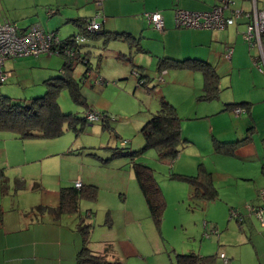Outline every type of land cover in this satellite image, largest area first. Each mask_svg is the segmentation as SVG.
Segmentation results:
<instances>
[{
    "label": "crops",
    "instance_id": "0c3cea01",
    "mask_svg": "<svg viewBox=\"0 0 264 264\" xmlns=\"http://www.w3.org/2000/svg\"><path fill=\"white\" fill-rule=\"evenodd\" d=\"M15 1L18 0H0V3L7 10L9 5ZM70 1L72 9L70 11L63 10L60 13L58 0H23V3L35 2L34 5L36 3L41 4L45 8L43 19L29 22V20H26L29 15L25 13L12 19L0 16V20H9L25 30L30 26H37L44 32L54 31L59 39L64 41L72 35H79V24L82 20H88L98 15L97 21L101 23V33L128 34L130 36L129 40L114 39V41L123 44L122 48L112 49L110 52L111 70L113 69L114 73L119 74L118 76H124L125 74L122 79L127 80L125 77L129 71L127 72L126 66H120V63L123 64L127 61L129 64H133V60L135 64L139 65H132L133 68L130 67L129 70L136 69L144 77V84L140 86V90L145 96H148L144 97L142 102L149 115L143 119L144 121H141L142 126L150 119L152 113L159 109L162 100L173 105L177 114L183 117L180 118L181 135L187 141L179 153L180 156L178 155L179 159L182 158L184 151L189 149L188 143L193 146L198 145L192 137L195 132L193 124L196 123H182L183 120L191 122L200 119V117H205L206 119L209 118L211 122L214 116L229 119L230 124L225 126H229L230 129L228 130V127H226L224 133L219 129L217 135H215L214 128L210 127L208 133L211 135H207V140L208 144L211 143L210 140L212 141L211 158H218L219 166L217 167L215 163L204 164V171L209 175L210 183L215 190L217 189L216 192L219 190L217 186L233 188V197L232 195L227 196V200L231 202L228 203L231 204L228 205V210H235L241 219L240 223L236 222V227H229L230 224L227 226L232 233L231 237L235 236V238L230 237V244L224 247V244H220L218 239L215 253L207 255L216 256L215 264H223V260L219 256L220 253L224 254L227 264H264V225L260 223L254 213L246 208L247 205L254 208L264 207V200L258 197V192L264 191V174L261 173V167L264 165V71L258 70L252 59L251 54H256V49H249L248 44L242 39V33L246 28L248 19L244 16L239 17L233 25L222 30L177 28L173 19L175 9L189 12L210 11L213 7L219 5V0H152L151 7H147L148 0H102L100 5L96 4V0ZM126 1L137 2L141 8L134 10V6L126 4ZM232 1V8H239L246 12L252 10L251 0ZM256 8L264 10V0H256ZM49 10L54 12L48 15ZM155 11L160 12L164 20V27L161 31L153 29L147 23L145 17L146 13ZM58 14L59 18L50 20V17L54 15L56 17ZM225 14L228 15L229 12L225 10ZM36 16L40 18L37 13ZM61 29L65 33L62 37H60ZM88 39L97 43L90 47L85 40V43L81 44L82 47L79 48L80 55L90 54V48L98 49V42L104 40L103 36L97 39ZM109 41H112V39ZM108 44L109 42L105 45L102 44L103 50L106 49ZM85 47L90 48L85 50ZM148 55L154 57L155 60L152 62L147 61L146 57ZM161 58H166L171 62L196 60L209 64L218 75L217 98L212 101L198 100V97L203 95L204 92L202 73L196 70L175 67L159 70L157 62ZM153 62L154 67L152 66ZM63 64L64 59L62 57L47 54H40L37 57L7 59L3 68L11 75L2 85L9 81L11 83L12 81L14 83L20 82L21 88L25 89L37 85L33 77L39 78V80L42 79L41 82H38L39 85L42 83L46 85L48 80L62 75ZM78 65L72 63V77H74V71L77 70L75 67ZM99 65L100 62L96 70L93 69L94 71L92 70L87 78L83 77L84 67L79 65V72H76L75 75L79 79L74 78L77 82L79 80L81 83L84 82L83 86L87 85L93 92H99L101 96L99 99H94L95 102L91 101L90 104H87L82 97L86 107H84L83 115H76V117L83 118L87 108H93L108 114L109 112H116L112 107V101L104 97L106 90H108L104 87L108 84H93V77L97 73L103 78L104 83L107 82L103 75H107L108 72H105L107 70L102 72ZM34 66L37 70L36 73H33L31 69ZM130 80L133 85L134 80ZM24 83L26 86H22ZM78 87L80 90L83 88H80L79 84ZM84 89L87 90V88ZM134 89H136L135 84ZM36 94H29L27 95L29 97H23L18 103L28 104L31 99L42 96L38 95L39 93ZM2 96L11 101L16 98ZM214 101L220 106L217 107V112L211 115L212 112L204 107ZM239 104L246 106V112L235 116L229 106ZM201 108H204L205 111ZM123 122L119 121V123ZM87 123L78 121L75 125L76 127L82 125L81 130H83ZM101 124L104 131L105 124ZM47 140L52 139L34 138L23 140L14 133L0 131V166L6 165L7 168L16 169L25 164L41 166L45 159L65 157L73 153L72 147H69V150L65 147H56L57 151H54L53 144L46 142ZM121 141H125L124 147L129 146V153L140 151L144 146V140H138L137 144L133 143V139ZM230 142H239L232 148V154H223L217 151V144ZM31 143L35 146H29ZM105 148H107L105 149L107 154L109 151L111 153L112 147ZM125 156L128 155L125 154ZM129 156L131 161L129 169L132 170V172L129 171V178L131 179L132 165L136 161H134L135 154ZM178 157L176 160L179 162ZM100 161L101 163L98 164L92 162L91 167H96L101 171L110 168L107 167L110 160L103 161L100 159ZM104 164L107 166H104ZM196 165H198V161L195 158L192 167ZM198 170L199 166L197 167ZM175 172L181 175L188 174L184 173V168L180 164ZM19 174L20 176L9 184L8 177L6 179L2 174L0 178V264H77V254L85 245L77 228L79 218L75 214H63L55 218L47 212L40 213L35 210L38 206L56 207L59 203L60 189L43 180L41 181V179L39 182L31 181L26 184L28 177H25L24 171H20ZM75 181H79L82 186L96 184L95 181L89 180L86 175L84 177L80 171L74 180L70 179L68 181V184L73 186ZM238 191L242 193L240 201L235 199L234 192ZM218 193L219 191L217 192V198ZM90 210L88 209L87 212H91ZM262 217H264V214H262ZM218 237H221V235ZM86 246L96 253L104 254L101 249H95L96 246H93V244L89 245L86 242ZM202 249L203 246H200V250Z\"/></svg>",
    "mask_w": 264,
    "mask_h": 264
},
{
    "label": "rangeland",
    "instance_id": "374dc122",
    "mask_svg": "<svg viewBox=\"0 0 264 264\" xmlns=\"http://www.w3.org/2000/svg\"><path fill=\"white\" fill-rule=\"evenodd\" d=\"M58 1L60 13H62L63 10L70 11V9H72L70 0ZM34 3L35 2L23 3V0H18L12 2L7 10H5L3 4L0 3V16L12 19L19 14L26 13L29 15L26 18L29 22L43 19L45 8L39 3H36V5H34ZM125 3L132 4L134 10L141 8L140 4L137 2L131 3L126 1ZM152 4L153 1L148 0L147 7H151ZM36 13L39 14L40 18H38V16L35 17ZM59 17V14L56 17L54 15L50 17V20H55ZM64 34L65 33H63L61 29L60 37L64 36ZM86 42H88L90 47L97 43L90 39H86ZM108 42L109 44L105 50L102 48V40L98 42L99 45L97 44L98 49L90 47L84 48L85 50L90 48V54L86 57L90 68L96 70L100 62L99 68L102 69V72L105 70H107L105 72H108L107 75H103L107 81H105L106 83H103V85L108 84L104 87V89H108L104 97L112 101V107L114 111L116 110L115 113H117L109 112L108 116L110 117V121L108 122V128H105L103 131L101 122L87 123V125L83 127V130H81L82 125H79L76 127L77 132L65 127L62 136L47 140L46 142H51V144H53L54 151H57L56 147H65L67 150H69V147H72L73 153L65 157L45 159L41 163V166L36 164H25L18 167L19 170L16 168H7L6 165L0 166V178L3 174L6 179L8 177V184L10 182L13 183V180L20 176V171H24L25 177H28L25 182L26 184H29L31 181L39 182L41 179V181L43 180L60 189L63 187H70L68 181L70 179L74 180L80 171V173H83L84 177L86 175L89 180L95 181V186L97 187L96 198L93 200L80 198L78 210L76 213L72 214H75V216L79 218L78 224L90 226V234L87 238V243L96 246L95 249H101L109 260L116 262L115 264H176V254H188L193 252L207 255L209 253H215V246L218 239L219 243L224 244L225 247V245L230 244L231 238H235V236L231 237L232 233L229 227H236V220L230 217L231 211L228 210V205L231 204L228 203L231 202L227 200V196L232 195L233 188L217 186L219 189L218 198L214 200L197 201L192 197L193 186L184 181L171 179L170 174L177 173L175 171L179 164L184 168V173H188L186 174L187 176L196 175V173H198V166L204 169L205 165L215 163L218 167L219 159L216 157L213 159L211 158L212 141L210 140L211 143L208 144L207 135H211L208 133L210 127L214 128L215 135H217L216 133L219 129L222 130L223 133L226 127H228L229 130V126H225L226 124H230L229 119L214 116L211 122L209 118L206 119L205 117H200V119L191 122L183 120L182 123H196L193 124L195 132L192 137L198 145L193 146L188 143L189 149L184 151L182 158L179 159L177 156L179 162L176 159L171 162L158 159L153 149L141 150L139 153L135 154L134 161H136V163L144 164L154 170V177L163 194L165 208L160 225L157 226L149 214L146 202L134 174L131 173V179L129 178V171L132 172V170L129 169V163L131 162L129 146L124 147L126 143L122 144L123 141H121L133 139V143L137 144L138 140H143L139 131L142 126L140 123L149 113L145 110L142 101L144 97L146 98L148 96H145L140 90V86H137V78L132 74L136 69L129 70L132 65L139 66L135 64V61L132 60L133 64H129L127 61L123 64L120 63V66H126L127 72L129 71L125 77L127 80L122 79L125 74L124 76H118L119 74L117 75V73L112 71L113 69L111 70L112 63L110 62V52L112 49L117 50L122 48L123 43L114 40ZM84 43L83 41L80 45ZM82 56L83 55H81V57ZM146 60L152 62L155 58L148 55ZM74 64L83 66L85 70V65L81 61L75 60ZM26 65L28 64L26 63ZM79 65L75 67L77 70L74 69V77H76V72H79ZM152 66L154 67V62ZM31 69L33 73L37 72L35 66ZM128 78L134 80L133 85ZM33 79H35L37 85L25 89L21 88L20 82L14 83L12 81L11 83L9 81L0 86V94L8 97H16L13 99L14 101H11L15 104H17L20 99H23V97H29L27 96L29 94L34 93V95H37L36 93H39L38 95H43L46 91V85L43 83L40 85L38 84L42 79L39 80V78L35 77H33ZM76 79L78 80L79 78L76 77ZM25 83L22 84V86H26ZM80 83L79 80L78 84L80 88H83H81V90L78 88L79 95L80 98L83 97L85 99L87 104H90L91 101L95 102L94 99L96 98H100L101 94L99 92H93L87 85L83 86L84 82ZM134 84L136 89H134ZM84 88H87V90ZM83 98L82 100L84 101ZM57 103L63 114L82 116L85 110L83 104L75 101L67 89L59 91ZM219 106L220 105H217V102L214 101L207 106L205 105L204 108L211 111L212 115L217 112V107ZM204 108H201V110ZM178 117L183 118L179 114ZM119 121L124 122L119 123ZM29 146L35 145L31 143ZM105 147H112L111 153L109 151L107 154V150H105L107 148ZM115 149L117 150L113 151ZM114 152L119 154L112 158ZM125 154L128 156H125ZM195 158L198 161V165L192 167ZM100 159L103 161L110 160L109 163H107L108 166L104 164V166L110 168L101 171L96 167H91L92 162L97 164L101 163ZM45 186L49 187L47 185ZM239 187L241 189V185ZM234 194L235 199L240 201L242 193L238 191L236 193L234 192ZM88 206H90V208H88ZM88 209H91V212H87ZM85 213H87L86 216ZM228 224L230 225L227 228ZM228 229L229 231H227ZM220 235L221 237H218ZM200 246H203L204 251L208 252H204L203 249L200 250Z\"/></svg>",
    "mask_w": 264,
    "mask_h": 264
},
{
    "label": "trees",
    "instance_id": "16d2710c",
    "mask_svg": "<svg viewBox=\"0 0 264 264\" xmlns=\"http://www.w3.org/2000/svg\"><path fill=\"white\" fill-rule=\"evenodd\" d=\"M86 22L87 20H82L80 22V31L78 33L85 37V40L88 38L97 39L103 36V44L105 45L110 39L129 40L130 38V36L125 33H101V30L97 33L89 34L85 30ZM72 37L74 36L72 35L62 41L68 42ZM80 47H82V45H79L77 50ZM79 57L82 59L83 57L86 58L87 55L81 57L80 51L78 50L77 56L71 57L68 60L62 57L64 59V64L61 69L62 75L48 80L46 82L45 93L42 96L31 99L28 104H15L11 102L10 99L0 94V131L14 133L23 140L34 138L54 139L63 135L65 127L77 132L76 122L80 121L87 123L85 116L81 118L70 114H63L57 103L59 91L67 89L75 101L86 107L85 102L79 95L78 82L71 75L72 63H74L75 60L81 61ZM83 64L86 67L83 77H87L85 73L89 70L92 71V69L88 61ZM157 65L159 70L175 67L178 69L200 71L204 79V92L203 95L198 97V100L212 101L217 98L218 75L209 64L196 60L171 62L166 58H161L157 62ZM96 76L99 75L97 74ZM138 80L141 81V85L144 84V77L141 72H138ZM229 107L230 109L240 107L246 112V106L244 104L230 105ZM89 110L90 108H87V111ZM100 113L103 114L104 117L98 122L105 124V128H108V122L110 121L108 113ZM140 133L144 140V146L141 150L153 149L158 159L170 162L176 159L187 141L181 135L180 118L178 117L176 108L165 100L161 101L159 109L152 113L150 119L142 126ZM238 143L239 142L219 143L217 144V151L223 154H232V148ZM140 151L129 153V155L137 154ZM118 154L119 153H113L112 158ZM132 169L136 182L146 202L149 214L157 226H159L165 208V202L161 189L154 177V170L144 164L136 162H133ZM261 173L264 174V165L261 167ZM170 178L184 181L192 185V197L197 201L214 200L217 198V192L210 183L209 175L201 166H199L198 173L194 176L171 173ZM96 194L97 187L95 185H81L80 188H76L74 185L63 187L60 188L59 203L56 207L38 206L35 210L40 213L47 212L57 218L63 214L76 213L80 198L93 200L96 198ZM234 219L237 223H240L239 221L241 218L234 217ZM77 228L81 234L83 243H85L77 254V264L116 263L115 261L109 260L106 254L96 253L86 246V242L88 241L87 238L90 234L89 225L78 224ZM215 259V255H201L193 252L175 255L176 264H215Z\"/></svg>",
    "mask_w": 264,
    "mask_h": 264
},
{
    "label": "built area",
    "instance_id": "2783aa9c",
    "mask_svg": "<svg viewBox=\"0 0 264 264\" xmlns=\"http://www.w3.org/2000/svg\"><path fill=\"white\" fill-rule=\"evenodd\" d=\"M102 0H96V4L100 5ZM219 5L213 7L210 11L203 12H189L182 9L174 10V25L177 28L187 29H208V30H222L227 26L234 24L235 20L244 16L248 19L246 28L242 33V39L248 44L249 49H257L256 54H251L252 59L258 70L264 71V10L256 8V0H251L252 10L246 12L239 8H232V0H219ZM225 10L229 12L225 14ZM54 11L49 10L48 15ZM147 23L155 30L161 31L164 27V20L160 12H150L145 14ZM98 15L88 19L85 25V30L89 34L97 33L101 30V23L97 21ZM85 41V37L76 35L70 38L68 42H63L59 39L56 32H44L37 26H30L28 29H21L17 24L9 20H0V84L4 83L9 77L10 73L3 69L4 62L7 59L19 57H37L40 54L57 55L66 58L77 56V48ZM80 58V57H79ZM81 59V58H80ZM82 63H86V58L81 59ZM91 71H87L85 75L90 76ZM132 74L137 78V86L141 85L138 80V72L133 71ZM85 77V78H87ZM103 78L99 76L93 77V84L102 85ZM234 115H239L244 112L240 107L232 109ZM104 117L100 111L90 108L85 114L87 122H98ZM125 141L122 142V144ZM76 188L81 187V183L76 181L74 183ZM259 197L264 200V191L259 192ZM247 210L254 213L260 223L264 225V207L254 208L246 206ZM230 217H238L235 210L230 212ZM240 219V218H239ZM219 256L223 260V264H227V260L223 253Z\"/></svg>",
    "mask_w": 264,
    "mask_h": 264
}]
</instances>
